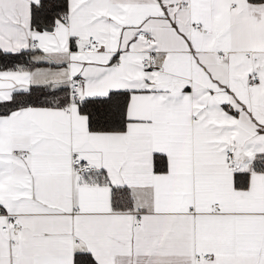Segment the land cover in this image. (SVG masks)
I'll return each mask as SVG.
<instances>
[{
    "label": "snow or ice",
    "instance_id": "1",
    "mask_svg": "<svg viewBox=\"0 0 264 264\" xmlns=\"http://www.w3.org/2000/svg\"><path fill=\"white\" fill-rule=\"evenodd\" d=\"M0 264H264V0H0Z\"/></svg>",
    "mask_w": 264,
    "mask_h": 264
}]
</instances>
